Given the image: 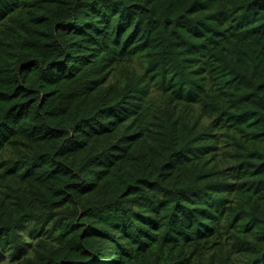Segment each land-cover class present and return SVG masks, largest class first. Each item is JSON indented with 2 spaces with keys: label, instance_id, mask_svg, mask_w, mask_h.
I'll return each mask as SVG.
<instances>
[{
  "label": "trees",
  "instance_id": "obj_1",
  "mask_svg": "<svg viewBox=\"0 0 264 264\" xmlns=\"http://www.w3.org/2000/svg\"><path fill=\"white\" fill-rule=\"evenodd\" d=\"M7 253L264 264V0H0Z\"/></svg>",
  "mask_w": 264,
  "mask_h": 264
},
{
  "label": "rangeland",
  "instance_id": "obj_2",
  "mask_svg": "<svg viewBox=\"0 0 264 264\" xmlns=\"http://www.w3.org/2000/svg\"><path fill=\"white\" fill-rule=\"evenodd\" d=\"M23 234L25 235L26 239L32 244L34 245L36 242V239L27 233V231L25 229L22 230ZM30 256H32V251H29L28 253L25 254L24 257L29 258ZM0 264H17V261L15 259H13L9 253H7L6 257L0 262Z\"/></svg>",
  "mask_w": 264,
  "mask_h": 264
}]
</instances>
